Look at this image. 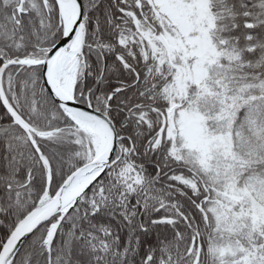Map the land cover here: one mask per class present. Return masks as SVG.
<instances>
[{
  "label": "snow or ice",
  "instance_id": "1",
  "mask_svg": "<svg viewBox=\"0 0 264 264\" xmlns=\"http://www.w3.org/2000/svg\"><path fill=\"white\" fill-rule=\"evenodd\" d=\"M0 264H264V0H0Z\"/></svg>",
  "mask_w": 264,
  "mask_h": 264
}]
</instances>
